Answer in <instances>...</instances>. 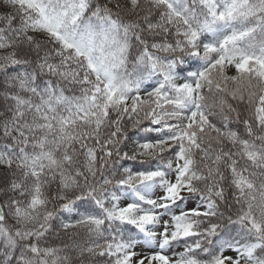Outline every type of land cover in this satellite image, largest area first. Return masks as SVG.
<instances>
[{
    "label": "snow or ice",
    "instance_id": "snow-or-ice-1",
    "mask_svg": "<svg viewBox=\"0 0 264 264\" xmlns=\"http://www.w3.org/2000/svg\"><path fill=\"white\" fill-rule=\"evenodd\" d=\"M0 264H264V0H0Z\"/></svg>",
    "mask_w": 264,
    "mask_h": 264
}]
</instances>
